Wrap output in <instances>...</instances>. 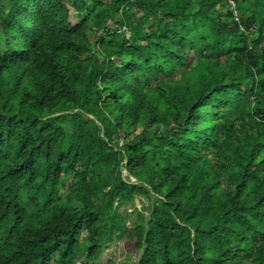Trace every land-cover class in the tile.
Masks as SVG:
<instances>
[{
    "label": "trees",
    "instance_id": "16d2710c",
    "mask_svg": "<svg viewBox=\"0 0 264 264\" xmlns=\"http://www.w3.org/2000/svg\"><path fill=\"white\" fill-rule=\"evenodd\" d=\"M117 241L264 264V0H0V264Z\"/></svg>",
    "mask_w": 264,
    "mask_h": 264
},
{
    "label": "rangeland",
    "instance_id": "374dc122",
    "mask_svg": "<svg viewBox=\"0 0 264 264\" xmlns=\"http://www.w3.org/2000/svg\"><path fill=\"white\" fill-rule=\"evenodd\" d=\"M70 11V20L75 22L77 20L75 12L68 5ZM125 171L122 172V176H125ZM133 180V179H132ZM135 205L137 208L140 207L138 201L136 200ZM131 211V210H130ZM137 253L133 250L131 246H128L124 241H117L112 244H109L103 251L100 259L96 264H120L126 257L131 261L136 259ZM75 264H92L86 262L83 259L76 260Z\"/></svg>",
    "mask_w": 264,
    "mask_h": 264
},
{
    "label": "built area",
    "instance_id": "2783aa9c",
    "mask_svg": "<svg viewBox=\"0 0 264 264\" xmlns=\"http://www.w3.org/2000/svg\"><path fill=\"white\" fill-rule=\"evenodd\" d=\"M232 5H233V3H232ZM234 15H235V19L238 20V17H237V14L235 13V11H234Z\"/></svg>",
    "mask_w": 264,
    "mask_h": 264
}]
</instances>
